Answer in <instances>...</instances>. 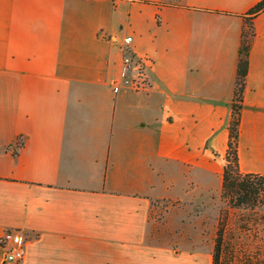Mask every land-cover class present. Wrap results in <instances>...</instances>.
Returning a JSON list of instances; mask_svg holds the SVG:
<instances>
[{
    "label": "crops",
    "instance_id": "1",
    "mask_svg": "<svg viewBox=\"0 0 264 264\" xmlns=\"http://www.w3.org/2000/svg\"><path fill=\"white\" fill-rule=\"evenodd\" d=\"M259 1L0 0V235L28 238L13 264H199L152 240L153 201L220 190ZM253 26L238 162L264 173V10ZM126 36L151 58L145 90L120 78Z\"/></svg>",
    "mask_w": 264,
    "mask_h": 264
},
{
    "label": "rangeland",
    "instance_id": "2",
    "mask_svg": "<svg viewBox=\"0 0 264 264\" xmlns=\"http://www.w3.org/2000/svg\"><path fill=\"white\" fill-rule=\"evenodd\" d=\"M178 199H156L151 212V238L184 255L195 253L199 264L211 261L219 220L227 215L223 264H264V207H230L213 183L210 192ZM208 258V259H207Z\"/></svg>",
    "mask_w": 264,
    "mask_h": 264
},
{
    "label": "trees",
    "instance_id": "3",
    "mask_svg": "<svg viewBox=\"0 0 264 264\" xmlns=\"http://www.w3.org/2000/svg\"><path fill=\"white\" fill-rule=\"evenodd\" d=\"M264 10V0L254 5L244 17L241 42L237 63V74L234 86L231 115L228 123V141L223 165L221 196L230 207L254 209L264 207V173L243 172L238 162V134L240 114L245 88V77L248 71V53L251 39L255 35L253 18ZM227 215L219 220L212 248L211 264H223L225 245V225Z\"/></svg>",
    "mask_w": 264,
    "mask_h": 264
},
{
    "label": "built area",
    "instance_id": "4",
    "mask_svg": "<svg viewBox=\"0 0 264 264\" xmlns=\"http://www.w3.org/2000/svg\"><path fill=\"white\" fill-rule=\"evenodd\" d=\"M132 36H126L123 46V64L120 70V78L129 82L135 90H145L149 87V81L145 69L151 63L148 56L137 57L129 52V43ZM116 89V87H115ZM22 144L17 142L13 146L14 152ZM28 238H24L18 229H7L0 235V248L3 249L2 264L19 263L25 255V243Z\"/></svg>",
    "mask_w": 264,
    "mask_h": 264
}]
</instances>
